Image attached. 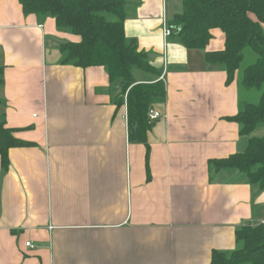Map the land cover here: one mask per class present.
<instances>
[{
  "label": "crops",
  "instance_id": "crops-1",
  "mask_svg": "<svg viewBox=\"0 0 264 264\" xmlns=\"http://www.w3.org/2000/svg\"><path fill=\"white\" fill-rule=\"evenodd\" d=\"M125 1V35L160 73L133 79L162 80L167 93L147 145L129 139L105 67L62 64L61 44L80 36L0 0V121L30 144L9 150L7 171L0 158V264H211L236 249L238 230L264 222V190L209 166L264 138L230 120L239 76L227 84L205 51L165 36L182 0ZM211 32L206 53L221 52L226 35Z\"/></svg>",
  "mask_w": 264,
  "mask_h": 264
},
{
  "label": "trees",
  "instance_id": "trees-1",
  "mask_svg": "<svg viewBox=\"0 0 264 264\" xmlns=\"http://www.w3.org/2000/svg\"><path fill=\"white\" fill-rule=\"evenodd\" d=\"M183 10L172 17L168 26L189 50L205 51V62L225 71L231 84L236 79L246 50L256 54V61L239 75V85L261 91L258 103L241 102L237 116L230 118L240 125L241 135L250 136L264 127V0H182ZM26 15L40 20L52 18L60 31L81 37L80 42L60 46L62 64L89 68L105 67L109 80L120 85V101L128 109L129 139L145 143L152 123L150 110L163 104L165 83L157 80L136 83L133 72L160 77L149 56L138 49L135 39L125 35L128 5L125 0H20ZM226 35L225 49L207 52L212 30ZM160 79V78H159ZM13 130L0 121V158L2 169L10 165L11 148L29 146L14 138ZM211 171L232 170L248 184L264 190V138L249 140L246 151L226 159L211 160ZM214 167H217L216 169ZM237 247L229 253L214 251L211 264H264V223L245 226L236 233Z\"/></svg>",
  "mask_w": 264,
  "mask_h": 264
},
{
  "label": "rangeland",
  "instance_id": "rangeland-1",
  "mask_svg": "<svg viewBox=\"0 0 264 264\" xmlns=\"http://www.w3.org/2000/svg\"><path fill=\"white\" fill-rule=\"evenodd\" d=\"M256 57L257 56H256V54L253 51L246 50L243 63L241 65L240 69L238 70L237 75L238 76L241 75L242 71L245 68L251 66L252 63H254L256 61ZM240 91H241V101L243 103H248V104L258 103V101H259V99L261 97V91L257 90V89L247 90L246 88L240 86ZM123 98H124V100H126V96L123 97ZM214 168L216 169L217 167H214Z\"/></svg>",
  "mask_w": 264,
  "mask_h": 264
},
{
  "label": "built area",
  "instance_id": "built-area-1",
  "mask_svg": "<svg viewBox=\"0 0 264 264\" xmlns=\"http://www.w3.org/2000/svg\"><path fill=\"white\" fill-rule=\"evenodd\" d=\"M164 33H165V36H167V37L173 35L172 30L169 28L168 24L165 25ZM162 118H163V115H162V113L159 110H157L155 108L150 110L149 120L156 121V120H160ZM26 246L34 248V246H32L30 242H27Z\"/></svg>",
  "mask_w": 264,
  "mask_h": 264
}]
</instances>
